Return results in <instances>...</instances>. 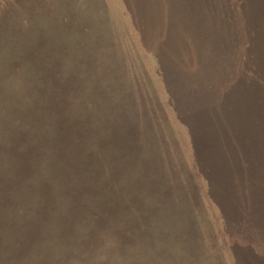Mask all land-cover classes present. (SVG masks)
<instances>
[{"label":"rangeland","instance_id":"1","mask_svg":"<svg viewBox=\"0 0 264 264\" xmlns=\"http://www.w3.org/2000/svg\"><path fill=\"white\" fill-rule=\"evenodd\" d=\"M52 11L96 43L88 86L76 71L63 74L53 46L43 50L21 22ZM260 15L264 0H0V39L22 33L34 48L22 59L45 74L35 85L31 74L24 88L0 83V264H264V218L256 217L264 211L245 198L242 173L228 172L231 188L239 181L231 193L225 186L208 199L200 185L203 199L178 204L196 228L173 234L179 249L136 254L127 242L134 225L126 227L142 205L143 238L155 216L148 201L179 189L178 175L200 181L192 161L205 168V160L188 128L223 149L230 127L209 134L200 113L232 119L252 97L238 77L252 75L242 69L253 57L245 44L253 33L264 39Z\"/></svg>","mask_w":264,"mask_h":264},{"label":"trees","instance_id":"2","mask_svg":"<svg viewBox=\"0 0 264 264\" xmlns=\"http://www.w3.org/2000/svg\"><path fill=\"white\" fill-rule=\"evenodd\" d=\"M57 13L58 15H53V11L50 13L39 12L38 14L28 16L24 21H20L24 24V27L28 25L31 28V38L40 39L43 42V50L50 44V47L53 46L51 51L53 50L55 55L57 52L56 56H60L59 61H56L55 65H57V63L61 65L63 74L73 78V73L76 71L77 77L83 79L85 85L88 86L92 80L97 78L96 67L98 66V62L95 67L94 61L90 58L95 54L96 43L87 38L89 32H86V29L77 27L72 29L67 28L62 23L66 14L60 11ZM249 13L250 15L253 14L251 11ZM257 15H255L256 18ZM258 17V20H264V15ZM59 18H62V20ZM74 24L76 26L77 23ZM245 33L250 32L246 31ZM253 34H255L253 43L250 42L245 44L248 48L253 47V57L252 59H249V57L245 58V64L249 68L247 66L242 67V69H249L252 75L250 77H244L240 72L238 77L239 81L245 84L242 90L244 95L250 93L252 97L249 98L248 101L244 100L242 104L232 108V119L229 116L214 117L211 114L208 115V111L204 110L200 113L205 119L203 126L206 128V131L207 129L209 130V134L213 131L223 132L230 127L228 129L230 133L227 137V141L224 144L222 141L219 142L223 146L222 150L219 148L215 149L213 142L203 143L201 141L203 138H200L201 140L196 139V137L193 136V132H190L192 130L189 131L188 128L186 132L192 140V150L195 149L193 142L194 138L198 144L199 157L202 154L201 157L205 160V168L202 165L201 168H197V161H192L194 169L191 170L197 173L200 181L198 182L191 176L183 178L178 175V177L184 181L183 183L176 181L175 186L179 189L175 192L173 191L172 195H166V198H162L161 200H149L150 209H154L155 216L152 219L150 218L151 221L146 227V231L143 229L145 231L143 238L142 205L139 207L141 208L140 212L132 213L133 216L129 217V222L126 224V227L133 224L134 228L128 232V240L130 241L127 242L131 243L133 246H138L135 252L136 254L139 251L142 255V246L147 253L151 251L157 252L158 254H160V252H165L166 249H179L180 244L173 234H185L187 229H191L192 227L193 230H195L196 228L192 225V221H190L192 213L188 211L187 216L184 215L181 210L178 209V204L188 208L192 206V202H198L200 198L203 199L201 196L202 193L200 197H198L197 188L200 185L203 186L205 192L203 195L208 199H211L210 195H213V193L218 195L223 193V188L225 186L228 188L229 193H231L236 183L238 184L239 181L231 188L233 181L229 180V171H231L232 175L242 173V176H245L250 182V186L244 188L243 191L247 194L249 189V193L251 194L245 195V198L254 200L251 207L258 208L260 206L264 211V39L260 38L257 40V34ZM13 35L16 38L15 41L8 40L7 42L6 40L0 39V83H2V90L10 79H15L20 83L21 88H24L31 74L34 75L31 80V84L33 85H35L34 83H40L42 76L45 75L38 69L33 70L31 66L22 59L23 52L28 50L27 46L31 48L30 44L22 43L27 41V39L23 37L22 33ZM5 36L10 39L13 38L6 34ZM33 50L34 48H31V51ZM76 58L77 66L74 64L76 63ZM23 62L24 64L22 68H20ZM55 65L53 64V71L57 73V67ZM261 66L263 67L260 68ZM112 80H110L109 83H111ZM14 102H12V104ZM172 107V110L176 109L175 101L172 102ZM178 111L180 113L177 112V114L183 116L185 122L187 117L190 124L192 119L188 116L186 109L179 108ZM237 118L239 119L237 120ZM130 124L133 125L134 123L131 121ZM236 124L238 126V131L233 129V126ZM93 128L96 129L95 121H93ZM160 137H162V135H160ZM199 140L201 142L200 146ZM227 164H229L228 169H226ZM214 167L216 168L215 171H213ZM183 170L185 176L189 175L185 168ZM171 171L173 170L167 169L166 172L163 173L164 175L173 177ZM171 180L174 182L173 178H171ZM83 184L89 185V183L84 182ZM195 193H197V197L194 196ZM72 203L76 204L77 200L72 199ZM146 215H148V213ZM76 217H78V210H76L74 214V218ZM256 217H258L257 221H260V218H264V215L257 214ZM70 219H73V217ZM77 226L79 228V225ZM197 232L200 233L198 229ZM79 235L80 233L78 232V237ZM119 241L121 242L122 240L119 239ZM253 254L256 255L257 253Z\"/></svg>","mask_w":264,"mask_h":264}]
</instances>
